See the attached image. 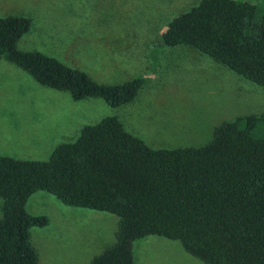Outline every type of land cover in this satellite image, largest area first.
<instances>
[{"label": "trees", "instance_id": "16d2710c", "mask_svg": "<svg viewBox=\"0 0 264 264\" xmlns=\"http://www.w3.org/2000/svg\"><path fill=\"white\" fill-rule=\"evenodd\" d=\"M30 27L28 17H0V58L40 85L112 107L142 88V76L99 83L42 51L19 49ZM161 38L166 46L196 48L264 88V13L255 4L200 0L172 16ZM36 191L117 216L115 242L90 264H135L131 242L147 235L177 240L206 264H264V112L216 125L196 147L152 148L105 116L57 144L47 160L0 154V264H37L30 229L48 218L25 208Z\"/></svg>", "mask_w": 264, "mask_h": 264}, {"label": "rangeland", "instance_id": "374dc122", "mask_svg": "<svg viewBox=\"0 0 264 264\" xmlns=\"http://www.w3.org/2000/svg\"><path fill=\"white\" fill-rule=\"evenodd\" d=\"M199 1L0 0V17L31 20L30 30L17 42L19 49L42 51L99 83L145 78L132 101L112 107L101 98L75 101L0 58V154L47 160L57 144L74 140L84 124L105 116H116L152 148L196 147L211 139L216 125L264 112L263 87L196 48L162 42L168 20ZM238 1L264 13V0ZM16 120L27 134L16 133ZM42 137L50 138L46 145L56 137V144L42 149ZM1 205L0 198V215ZM25 208L48 218L47 225L30 229L37 264H90L115 242L118 218L112 213L65 205L46 191L31 194ZM131 252L135 264H206L179 241L157 235L133 240Z\"/></svg>", "mask_w": 264, "mask_h": 264}, {"label": "crops", "instance_id": "0c3cea01", "mask_svg": "<svg viewBox=\"0 0 264 264\" xmlns=\"http://www.w3.org/2000/svg\"><path fill=\"white\" fill-rule=\"evenodd\" d=\"M103 62L104 61H106V59H103L102 60ZM120 67V65H118V67L116 68V70L118 69ZM97 68L98 69H100V70H102V63H99V64H97ZM108 71H110V69H108ZM9 118V120H11L12 118L11 117H8ZM13 120V119H12ZM21 122H23V121H21ZM18 124H19V121H17L16 120V123H15V126L17 127L16 128V133L17 134H19V135H24V134H27V133H25L24 132V130H23V132L21 133L20 132V126L18 127ZM36 125H38V122H36ZM22 126V128H24V127H26V128H29L30 130H34V128H31L30 126H28L27 124H23V125H21ZM25 129V128H24ZM34 132V131H33ZM39 133H41V134H43V133H45V131L43 130V131H41V132H39ZM57 134V132H56V128H53V136H55ZM43 139H42V141L43 142H41V143H38L39 145H38V147H40V148H42V149H46L50 144L54 147V145L56 144L55 143V140H56V137H53L54 138V140L52 141V143H49V144H47L46 145V142L50 139L49 137H42ZM50 152V151H49Z\"/></svg>", "mask_w": 264, "mask_h": 264}]
</instances>
